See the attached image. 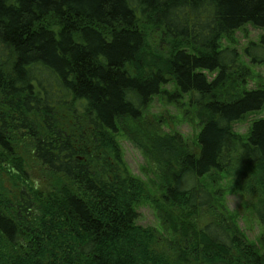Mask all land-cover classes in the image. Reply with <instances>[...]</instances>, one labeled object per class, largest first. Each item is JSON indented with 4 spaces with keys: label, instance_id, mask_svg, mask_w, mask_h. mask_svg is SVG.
<instances>
[{
    "label": "trees",
    "instance_id": "1",
    "mask_svg": "<svg viewBox=\"0 0 264 264\" xmlns=\"http://www.w3.org/2000/svg\"><path fill=\"white\" fill-rule=\"evenodd\" d=\"M246 25L264 29V0H0V173L28 184L26 144L53 179L12 198L0 187V264H264V234L255 247L233 218L189 219L214 208L207 179L236 159L264 186V118L232 131L264 108V81L248 88L249 67L222 46ZM242 55L264 65V36ZM169 83L198 120L195 152L129 125ZM120 130L162 174V248L136 223L149 199L121 164ZM249 208L264 230V199Z\"/></svg>",
    "mask_w": 264,
    "mask_h": 264
},
{
    "label": "rangeland",
    "instance_id": "2",
    "mask_svg": "<svg viewBox=\"0 0 264 264\" xmlns=\"http://www.w3.org/2000/svg\"><path fill=\"white\" fill-rule=\"evenodd\" d=\"M261 36H264V29L246 25L235 31L231 40L222 39V46L237 49L241 55L242 63L249 67L248 88H255L264 81V65L250 66L242 55V51L249 42H256ZM173 88L172 83L166 85L160 96L154 97L149 103L141 120L131 122L129 125L132 126L131 129L151 131L160 135L178 133L188 143L189 151L195 152L194 138L198 130V120L185 98L178 101L169 99L172 98L169 94L172 93ZM261 118H264V108L233 123L232 131L238 136L246 138L252 122ZM114 141L119 149L123 168L130 176L142 181L147 191L149 200L142 201L135 208L138 213L136 223L140 227L156 230L157 245L162 248L166 245L164 243L168 241V236L164 230L160 229L161 214L155 209V203L160 198L158 186H160L162 174L160 172L159 176L158 168L137 147L127 132L122 130L117 132ZM16 152L23 161L27 183L33 185L35 190L46 192L53 183V179L42 170L39 164L34 162L30 146L26 144L16 146ZM212 178L208 177L206 185L208 188H212L211 191H217L214 208L200 210L195 215H191L189 219L202 227L212 221L214 216L223 215L229 220L233 218L232 223L245 236L247 242L259 247L264 230L249 205L259 199H264V186L259 182L255 168L246 165L241 159H236L227 174ZM22 181L17 173L8 174L4 170L0 173V187L5 189L8 197H14L20 190L28 186ZM159 201L161 202V199Z\"/></svg>",
    "mask_w": 264,
    "mask_h": 264
}]
</instances>
